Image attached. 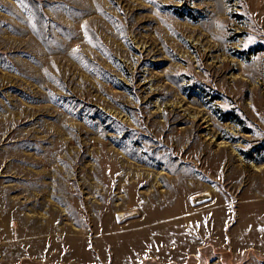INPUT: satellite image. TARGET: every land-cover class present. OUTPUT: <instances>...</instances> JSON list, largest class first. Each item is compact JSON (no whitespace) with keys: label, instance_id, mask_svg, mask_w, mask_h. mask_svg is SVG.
Instances as JSON below:
<instances>
[{"label":"rangeland","instance_id":"374dc122","mask_svg":"<svg viewBox=\"0 0 264 264\" xmlns=\"http://www.w3.org/2000/svg\"><path fill=\"white\" fill-rule=\"evenodd\" d=\"M0 264H264V0H0Z\"/></svg>","mask_w":264,"mask_h":264}]
</instances>
